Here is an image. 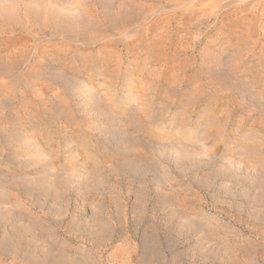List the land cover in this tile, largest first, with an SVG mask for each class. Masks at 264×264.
Returning a JSON list of instances; mask_svg holds the SVG:
<instances>
[{"label":"rangeland","instance_id":"374dc122","mask_svg":"<svg viewBox=\"0 0 264 264\" xmlns=\"http://www.w3.org/2000/svg\"><path fill=\"white\" fill-rule=\"evenodd\" d=\"M0 264H264V0H0Z\"/></svg>","mask_w":264,"mask_h":264},{"label":"bare ground","instance_id":"6f19581e","mask_svg":"<svg viewBox=\"0 0 264 264\" xmlns=\"http://www.w3.org/2000/svg\"><path fill=\"white\" fill-rule=\"evenodd\" d=\"M15 62V61H14ZM19 63V62H18Z\"/></svg>","mask_w":264,"mask_h":264}]
</instances>
